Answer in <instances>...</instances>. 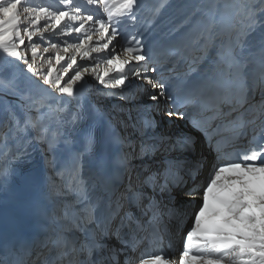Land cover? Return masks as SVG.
<instances>
[{"label": "snow or ice", "instance_id": "obj_1", "mask_svg": "<svg viewBox=\"0 0 264 264\" xmlns=\"http://www.w3.org/2000/svg\"><path fill=\"white\" fill-rule=\"evenodd\" d=\"M143 7L144 0H83V3L57 0L55 5L0 0V56L5 58V65L0 68L18 70L26 81L36 83L61 105H79V91L93 84L128 103L143 98L141 93H146L153 103L133 104V107L158 109L157 102H164L168 105L165 115L169 119L197 120L196 116L181 111V108L195 109L199 114L197 124L206 125L198 130L215 154V162L201 185L195 181L203 165L197 161L187 170L193 186L186 195L192 199L199 195L201 200L185 233L179 257L174 258L163 245L160 204L153 199L147 205L152 214L150 229L138 223L135 229L125 233L127 225L121 219L120 224L111 228L121 248H110L107 255L99 258L94 253L104 245L89 239L77 247L74 240L62 237L55 245L57 264H264V119L259 124V140L255 134V114L253 119L238 116L229 121L230 136L223 135L225 125L212 127L214 120L230 115L245 103L253 89L264 93V38L259 42L262 68L258 78L246 71L247 62L236 52L251 32L257 27L264 28V0H241L226 5L232 10L234 38L230 32L225 54L217 61V67L209 70L212 75L195 82L183 95L170 86L169 78L163 75L164 67L150 54L147 30L138 27ZM214 38L210 28L198 39L206 49ZM256 111L264 115V100ZM154 126L155 119L147 116L140 130L146 134L154 131ZM249 126L252 137L239 148L236 158L222 159V151L235 150L247 138ZM89 136L95 145V132L90 131ZM165 143L164 137L152 144L141 141L140 158L167 150ZM176 146L170 145L173 150ZM128 147L133 145L129 143ZM131 158V152L124 155L125 167L130 166ZM79 183L80 178L74 176L70 186ZM142 183L163 194L186 185L187 180L179 169L165 165L162 171L145 176ZM133 198L142 202L145 194L137 191ZM119 207L117 203L116 209ZM117 210L109 213L106 222L119 215ZM164 215L178 218L180 212L169 208ZM100 231L107 234L109 229L102 223ZM157 243L160 250L152 251V245ZM81 256L86 258L80 260Z\"/></svg>", "mask_w": 264, "mask_h": 264}, {"label": "bare ground", "instance_id": "obj_2", "mask_svg": "<svg viewBox=\"0 0 264 264\" xmlns=\"http://www.w3.org/2000/svg\"><path fill=\"white\" fill-rule=\"evenodd\" d=\"M217 1L214 4L216 6ZM80 2L83 3V0H80ZM207 2L211 5L212 0H205V6ZM158 3L159 0H155L150 7L146 3L140 13L141 20L138 27L148 29L146 39L149 48L152 50L150 54L154 57L155 62L163 66L164 69H169L176 65L174 63L179 59V49L187 53L188 49L190 50L193 47L198 30L192 32L187 25L172 28L173 24L166 22H157L156 24L160 25V27H157L154 19L146 20L145 17L147 15L155 12V5ZM210 5H207L208 13L211 12ZM214 12L215 9H213ZM262 38H264V28L255 30L249 34L247 46L251 48L258 47ZM177 44H179L178 48ZM216 44L221 47L219 41ZM211 45L212 43L209 44V48ZM207 50L208 48L205 49V52ZM173 53L175 57L170 61ZM194 55L193 53L192 56ZM254 58H247V71L252 77L256 78L255 65H253ZM3 61L5 62V58ZM78 63H83V61L78 60ZM85 78L87 79L88 77L86 76ZM0 80L16 93V95L4 94L0 96V128L3 129L2 131L9 141L8 150L5 153H0L1 209L3 215L10 218L13 214L14 206L18 204L24 216L36 221L50 231H53L57 225L53 224L54 215L51 214L50 210L45 209L46 204L43 200L42 190L38 185L39 169L42 164L41 159L42 157L45 161L49 159L44 156L42 148L38 145L37 137L33 136V132L30 129L34 118L58 129L61 136L65 138V142L69 145L70 149L64 147V149L58 150L54 154L53 160L57 156L68 154L73 159V169L80 165L83 170L80 183L72 185L73 191L77 193V201L74 200L71 203H67L68 199L61 200L66 195L65 193L68 192L56 191L62 181L58 178L55 179L57 181L53 185L54 190H51L50 196L60 197L58 199L61 201L54 204L61 215L60 219L66 214L67 209L64 208L65 206H72L71 209L75 208L77 212L82 211L83 214H87L88 209L94 203L99 205L105 202L107 204L112 202L115 196L112 195L110 197L109 194L105 193V186L101 183V177L103 175L104 177H112L117 180L122 168L123 157L126 153H132L131 161H135V165L142 160L149 159L151 160L149 162L151 166L150 163H156V160H159L161 151L155 155L148 154L140 158V144L133 141L134 137H138L150 144L156 133L165 137L166 135H178L181 132V130H178L174 119H169L165 115L164 102H157L159 105L158 109H147L144 107L136 109L133 107V104L141 106L151 104V101L147 99L146 93H141L142 96L145 95L144 99L141 98L138 102L124 106V102L117 103L118 97L110 92L107 93L108 100L102 99L101 97L107 90L103 92V90H99V85L93 87V84H88L78 93L77 100L79 105H69L67 103L61 105L48 92L37 87L36 83L26 81L18 70L14 72L7 67L0 68ZM77 86H79V83ZM145 88L149 91L151 90L148 85H145ZM82 95H86L90 101L88 99L84 100ZM77 113L80 114L79 117H77ZM86 114L88 117L104 119L110 124L113 131L111 140L102 141L99 133L96 132V143L95 145L92 144L89 136L91 129L83 122ZM147 116L155 119V126L154 131L149 130L145 134L140 129L143 127L144 118ZM129 143L133 145L132 148L128 147ZM135 177L131 174L130 178H124L126 182H132L136 185L135 188L129 191L131 199H134V192H147V187L142 183L144 177H141V179L137 174ZM121 196L127 197V194L123 193ZM184 199L185 195H181V200ZM124 203L129 204L126 201ZM132 213L138 214L136 210H133ZM55 219L58 220L59 217L56 216ZM76 228L77 230L74 229V231L82 230L81 244L89 240L87 233L97 243L104 241L102 236L97 235L96 229L91 228L88 222L81 221ZM70 229L67 227L64 230L70 231ZM106 247L104 245L103 249L106 250Z\"/></svg>", "mask_w": 264, "mask_h": 264}, {"label": "rangeland", "instance_id": "obj_3", "mask_svg": "<svg viewBox=\"0 0 264 264\" xmlns=\"http://www.w3.org/2000/svg\"><path fill=\"white\" fill-rule=\"evenodd\" d=\"M46 2V4L49 5H55L57 3V0H44ZM222 0H218L217 1V5L221 3ZM24 2H30L31 4L34 5H40V3L42 2L41 0H24ZM241 2V0L239 1V3ZM216 0H212L211 5L215 4ZM205 4V0H173L172 1V6H171V10H169V13L166 15V21H171L174 24H176L177 26H184L186 23H190L192 21H195V23H199L203 17H205L204 19H207L208 17H211V15L213 14V9H211V12L208 13V6L210 5L209 2ZM172 24V23H170ZM259 29H263L260 27H257L255 30H259ZM254 32V31H253ZM4 57L0 56V66L5 65V62L3 61ZM57 69H59V66H56ZM71 74V73H70ZM79 83V82H78ZM97 85H93V87H96ZM99 90L102 88V86H99ZM98 90V91H99ZM104 92V90H103ZM107 92H105L103 94V97H101L102 99H106L108 100L109 97H107ZM7 94V95H16L15 91L9 87L6 83L4 84V82H2L0 80V96ZM107 97V98H106ZM101 102V101H100ZM117 103H122L124 102V106H128V102L121 100V99H117L116 100ZM100 104V103H99ZM32 108V107H30ZM37 126H44V133H38V131L36 130ZM30 129L33 132V136L37 137V142L44 147L46 144L44 143V140H49L48 142H50L48 148L46 146L47 152H45L49 157H51V155L57 150L62 148L63 145H65L66 143H64L66 140L65 138H63L60 134V131L56 128H53L49 125H47L46 123H44L41 120H38L37 118H34L33 122L30 125ZM3 129L0 128V153H5L8 148H9V141L7 140V138L5 137V133L2 131ZM60 140H62V142H59V138ZM135 141H137V137L134 138ZM40 146V147H41ZM68 148V147H67ZM54 150V151H53ZM145 162H143V167L140 169L141 171L146 170V168L149 167V165L144 164ZM139 170V171H140ZM142 176V175H141ZM65 181V179L63 180ZM64 189V184L61 188H59L58 190ZM68 189H70V186H68ZM70 199L69 195H65L61 200H67ZM60 199L57 200L55 199V201H61ZM122 203V201H121Z\"/></svg>", "mask_w": 264, "mask_h": 264}]
</instances>
